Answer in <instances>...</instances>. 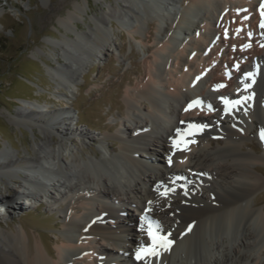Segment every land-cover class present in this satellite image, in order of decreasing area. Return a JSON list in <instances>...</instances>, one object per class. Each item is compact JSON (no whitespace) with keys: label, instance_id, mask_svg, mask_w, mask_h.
Returning a JSON list of instances; mask_svg holds the SVG:
<instances>
[{"label":"bare ground","instance_id":"6f19581e","mask_svg":"<svg viewBox=\"0 0 264 264\" xmlns=\"http://www.w3.org/2000/svg\"><path fill=\"white\" fill-rule=\"evenodd\" d=\"M260 2L115 0L92 20L89 32L65 36L57 44L64 60L47 73L66 86H77L87 59L106 46L108 19L127 18V33L147 55L136 82L124 91L120 119L114 123L117 151L106 142L107 135H91L100 144L94 156L78 158L70 151L66 159L68 134H88L64 120L72 119L62 111L65 104L53 111L23 101L10 116L16 126H29L38 141L32 154L20 156L4 140L0 175L11 180L19 174L22 189L16 194L24 201L43 194L50 198L61 213V229L49 251L40 238L29 245L21 223L12 230L0 225V264H145L135 254L152 243L147 220L154 228L158 223V235L171 241L148 264H264V209L255 207L253 199L264 189V176L256 169L264 164ZM85 7L88 2L74 10L83 13ZM74 19L69 13L59 24L70 32ZM146 28L147 43L142 36ZM249 72L252 77L245 75ZM218 84L225 86L214 88ZM220 97L240 103L225 112ZM194 101L199 103L188 108ZM256 124L254 135L262 148L245 150ZM217 134L220 138L213 140ZM174 140L188 142L186 148L174 147ZM131 209L138 213L135 222ZM127 241L134 245V260Z\"/></svg>","mask_w":264,"mask_h":264},{"label":"rangeland","instance_id":"374dc122","mask_svg":"<svg viewBox=\"0 0 264 264\" xmlns=\"http://www.w3.org/2000/svg\"><path fill=\"white\" fill-rule=\"evenodd\" d=\"M86 2L89 8L85 7L83 13L74 10L75 6L83 7ZM114 2L115 0H0V148L6 140L20 156H27L25 152L32 154V145L38 139L33 137L29 126H16L10 121V116L16 115L22 102L26 101L48 106L53 111H58L65 104L66 108L62 111L69 113L72 119L64 117V120L71 122L72 128L88 134H68L64 154L66 159L70 160V151L78 158L94 156L100 144L88 138L91 135H107L106 142L114 151L118 150L119 141L114 138V123L120 119L124 91L136 82L138 70L147 55L142 46L127 33L129 20L120 17L106 20L109 40L99 56L95 53L87 59L90 60L80 71L77 86L57 84L47 73L48 69L59 65L58 61L64 60L57 44L65 36L75 38L76 33L89 32V26L93 27L92 20L108 5H115ZM69 13L75 19L68 26L70 32H67L64 29L67 25L60 26L59 20ZM146 33L147 28L142 31L147 43ZM33 128L35 135L41 137L40 128L36 125ZM257 128L256 124L252 129L253 135L245 141V150L251 147L259 152L262 148L254 135ZM57 129L58 126L54 125L52 130L54 138L58 140ZM218 138L220 135L217 134L212 139ZM162 158V163H166ZM256 169L264 176V164L257 165ZM18 175L16 172L15 178L11 180L8 176L0 175V225L6 230H12L21 223L27 232L29 245L32 246L40 238L46 249L54 250L60 235L61 213L57 210V205H53L51 199L44 194L40 199L36 197L25 201L22 196L18 197L16 193L18 189H22L19 188L21 179ZM50 187L51 185L47 189ZM253 199L256 201L255 207L264 209V189ZM35 201H40L39 205ZM6 206L9 211H5ZM129 217H134L132 219L135 222L137 211L131 209ZM124 234L125 239L129 240V233ZM126 243L134 260V245L129 241Z\"/></svg>","mask_w":264,"mask_h":264},{"label":"snow or ice","instance_id":"6c2138e0","mask_svg":"<svg viewBox=\"0 0 264 264\" xmlns=\"http://www.w3.org/2000/svg\"><path fill=\"white\" fill-rule=\"evenodd\" d=\"M260 11H261L262 20H261L259 26L262 29H264V3H261ZM249 36H251V33H249ZM261 47H264V44H262ZM245 75L248 77H252L253 73L249 72V73H245ZM248 86L249 85H246V87H248ZM221 87H224V85L218 84V85L214 86V88H221ZM220 99L225 104V112H228L230 110V108H229L230 104L234 105V104L240 103V101H231L230 102V101H228V99L226 97H220ZM198 103H199V101H194L192 104H190L188 106V108H192L193 106H195ZM209 108H211V105H209ZM185 111H188V109L186 108ZM196 127H197L196 125H190V128H196ZM201 128H202V126H201ZM197 130H200V129H197ZM188 134L191 135L192 133L189 132ZM259 135H260V138L262 140H264V129H261ZM187 143L188 142H184L183 140H180V141L174 140L173 146L179 148L181 146V144H183L184 147L186 148ZM169 162L171 163V160H169ZM162 195H167V192L162 193ZM149 203H151V202H149ZM144 219H147V218H144ZM147 224H148L147 234H148L149 238L151 239L152 243L150 245H147V246L141 245V247H139L136 250V254H135V258L138 261L143 260L145 262V264H148V258L149 257H158L160 254V249L167 250L168 246L171 244V241H169L167 239V237L158 235V228H159L158 223L155 225V228L153 227V222L151 220H147Z\"/></svg>","mask_w":264,"mask_h":264}]
</instances>
